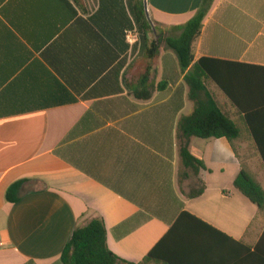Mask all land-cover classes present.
I'll list each match as a JSON object with an SVG mask.
<instances>
[{
  "label": "crops",
  "instance_id": "1",
  "mask_svg": "<svg viewBox=\"0 0 264 264\" xmlns=\"http://www.w3.org/2000/svg\"><path fill=\"white\" fill-rule=\"evenodd\" d=\"M145 1L170 36L203 2ZM121 2L0 0V264H62L75 228L95 218L130 262L264 264V209L234 185L242 168L264 179L243 115L210 81L240 136L183 138L195 106L186 72L163 44L149 59L126 38L124 52ZM193 53L264 67V0H212ZM258 133L264 150V106ZM184 144L204 164L198 175Z\"/></svg>",
  "mask_w": 264,
  "mask_h": 264
},
{
  "label": "trees",
  "instance_id": "2",
  "mask_svg": "<svg viewBox=\"0 0 264 264\" xmlns=\"http://www.w3.org/2000/svg\"><path fill=\"white\" fill-rule=\"evenodd\" d=\"M121 1L118 8L121 9L119 15H122L123 20L124 52L129 48L126 42L127 32L137 29L139 42L134 48L140 46L147 57L152 59L163 44L176 53L182 71L186 72L184 81L189 88V98L195 106L189 115L181 117L178 123L180 135L185 139L193 136L203 139L226 137L231 143L240 136L238 124L223 111L209 90L207 83L211 81L243 115L264 162L262 140L258 133V118L260 109L264 106V67L212 57H201L195 61L193 44L201 33L212 0H203L196 14L180 27L182 32L179 36L167 35L152 25L145 12V0ZM74 2L81 6V0ZM100 8H104V1ZM151 34L155 35L154 39L150 38ZM126 62L127 57H124L117 66L118 70ZM148 79L147 70L141 82L145 83ZM162 84L158 87H162ZM180 154L183 165L198 175L204 166L203 162L191 154L187 144L181 146ZM185 176L182 173V177ZM25 182L26 180H19L8 188V201L18 200L19 191ZM234 185L260 209H264V188L245 168L239 171ZM148 260L149 256L140 263H134L113 253L107 245V229L101 218L77 226L61 254L62 264H146Z\"/></svg>",
  "mask_w": 264,
  "mask_h": 264
},
{
  "label": "built area",
  "instance_id": "3",
  "mask_svg": "<svg viewBox=\"0 0 264 264\" xmlns=\"http://www.w3.org/2000/svg\"><path fill=\"white\" fill-rule=\"evenodd\" d=\"M127 41L131 46H134L139 42V33L137 29H133L127 32L126 35Z\"/></svg>",
  "mask_w": 264,
  "mask_h": 264
},
{
  "label": "rangeland",
  "instance_id": "4",
  "mask_svg": "<svg viewBox=\"0 0 264 264\" xmlns=\"http://www.w3.org/2000/svg\"><path fill=\"white\" fill-rule=\"evenodd\" d=\"M153 35V34H152ZM139 48L141 49V47L139 46ZM234 107V106H233ZM234 109H236L237 110V108L236 107H234ZM238 124H239V126L241 127V128H243L244 126L240 123V122H238ZM184 179V177H182V172H181V174H180V180H181V182H182V180ZM257 179L260 181V183L262 184V186L264 187V179L263 178H261V177H257Z\"/></svg>",
  "mask_w": 264,
  "mask_h": 264
},
{
  "label": "water",
  "instance_id": "5",
  "mask_svg": "<svg viewBox=\"0 0 264 264\" xmlns=\"http://www.w3.org/2000/svg\"><path fill=\"white\" fill-rule=\"evenodd\" d=\"M145 12L147 17L149 18V11H148V7H147V2L145 1Z\"/></svg>",
  "mask_w": 264,
  "mask_h": 264
}]
</instances>
